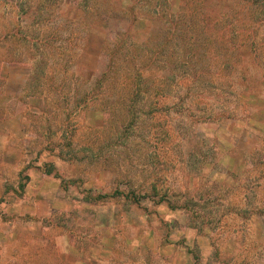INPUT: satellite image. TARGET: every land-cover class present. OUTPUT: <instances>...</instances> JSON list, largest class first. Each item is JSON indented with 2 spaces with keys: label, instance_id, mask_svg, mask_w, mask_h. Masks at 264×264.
<instances>
[{
  "label": "rangeland",
  "instance_id": "rangeland-1",
  "mask_svg": "<svg viewBox=\"0 0 264 264\" xmlns=\"http://www.w3.org/2000/svg\"><path fill=\"white\" fill-rule=\"evenodd\" d=\"M0 135V264H264V0H0Z\"/></svg>",
  "mask_w": 264,
  "mask_h": 264
},
{
  "label": "crops",
  "instance_id": "crops-1",
  "mask_svg": "<svg viewBox=\"0 0 264 264\" xmlns=\"http://www.w3.org/2000/svg\"><path fill=\"white\" fill-rule=\"evenodd\" d=\"M0 138H2L1 135H0ZM7 138H8V142L13 139L12 136H7ZM5 149H6V147H4V146L2 148H0L2 153L4 152ZM22 167H23V162L20 164V168L19 169H21ZM4 175L5 174L1 173V171H0V198L2 196H4L6 182H7V179H6V177Z\"/></svg>",
  "mask_w": 264,
  "mask_h": 264
},
{
  "label": "trees",
  "instance_id": "trees-1",
  "mask_svg": "<svg viewBox=\"0 0 264 264\" xmlns=\"http://www.w3.org/2000/svg\"><path fill=\"white\" fill-rule=\"evenodd\" d=\"M112 65H115V58H113V57H112V59H111V61H110V65H109V66L111 67ZM104 75H105V74H104ZM137 200H138V198H137ZM137 200H136V201H137ZM137 202H138V201H137Z\"/></svg>",
  "mask_w": 264,
  "mask_h": 264
}]
</instances>
